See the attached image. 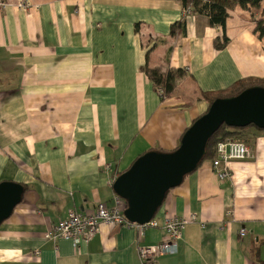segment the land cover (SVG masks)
<instances>
[{
	"label": "crops",
	"instance_id": "1",
	"mask_svg": "<svg viewBox=\"0 0 264 264\" xmlns=\"http://www.w3.org/2000/svg\"><path fill=\"white\" fill-rule=\"evenodd\" d=\"M0 7V182L24 187L0 224V264H142L138 246L166 238L168 216L189 218L177 252L154 264H260L264 260V129L248 126L250 155L222 177L201 163L170 189L158 226L139 236L127 225L100 224L73 248L45 234L68 210L112 206V181L148 150L172 151L207 107L201 92L242 77H264V9L233 3L224 48L205 15L184 17L180 0H16ZM138 24V26H136ZM181 68L171 96L160 98L140 69ZM221 169V167H220ZM123 206V205H122ZM245 234L240 235V229Z\"/></svg>",
	"mask_w": 264,
	"mask_h": 264
},
{
	"label": "water",
	"instance_id": "2",
	"mask_svg": "<svg viewBox=\"0 0 264 264\" xmlns=\"http://www.w3.org/2000/svg\"><path fill=\"white\" fill-rule=\"evenodd\" d=\"M226 124L232 127L254 125L264 129V87H248L236 95L216 98L208 110L183 132L172 151L148 150L112 181L115 195L124 199V217L134 223L150 221L167 192L193 172L205 153L208 139ZM24 187L12 181L0 182V224L21 202Z\"/></svg>",
	"mask_w": 264,
	"mask_h": 264
},
{
	"label": "built area",
	"instance_id": "3",
	"mask_svg": "<svg viewBox=\"0 0 264 264\" xmlns=\"http://www.w3.org/2000/svg\"><path fill=\"white\" fill-rule=\"evenodd\" d=\"M6 0H0V7L9 6ZM32 3L30 0H16L15 7L21 10H29ZM188 12V10H187ZM250 155L248 145L238 139L226 138L216 144V155L211 161V166L222 177L230 175L229 163L232 160H243ZM221 167V169H220ZM123 200L117 195L114 196V204L109 206L104 202H98L91 212H78L68 210L66 216L46 231L48 239L57 238L70 239L73 248H78L81 243L88 242L97 232L100 224L109 226L127 225L135 228L139 236L143 235V229L147 226L156 227L158 222L153 217L150 221L138 224L128 221L124 215ZM123 205V206H122ZM193 214L189 218L177 215L168 216L164 219L161 227L166 232V238L155 245H139L138 256L142 264H154L156 257L162 254H173L177 252V242L182 237L184 226L194 220ZM245 228L240 229V235L245 234Z\"/></svg>",
	"mask_w": 264,
	"mask_h": 264
},
{
	"label": "trees",
	"instance_id": "4",
	"mask_svg": "<svg viewBox=\"0 0 264 264\" xmlns=\"http://www.w3.org/2000/svg\"><path fill=\"white\" fill-rule=\"evenodd\" d=\"M180 2L182 4V13L184 14V17L171 24L169 34L174 35L178 29L180 31V34H183L185 32L184 19L187 14L197 13L205 15L208 19L209 26H218L221 30L220 35L216 36L213 39V45L216 50L224 48L229 41L226 35V18L228 16L227 10L233 3H237L243 8H259L262 3L264 5V0H180ZM136 26H138V24H136ZM254 30L258 33V36L260 38L264 37V9L261 12L260 19L255 22ZM140 69L149 78L154 90L156 91V93H158L161 99L171 96L176 88L178 80L183 78L186 74L185 70L181 68L162 69L159 67H150L147 63L141 65ZM252 86L264 87V77H242L241 79L233 82L225 89L201 92V95L207 104L206 110L202 114H204L208 110L210 104L214 99L236 95L242 90ZM248 126L254 125L251 124ZM246 127H232L227 126L226 124L220 125L219 128L208 139L205 147V153L198 166L206 160H213L216 155V144L219 141H222L226 138H244V130L246 129ZM122 200L125 207L126 201L124 199ZM259 262L260 264H264V260H260Z\"/></svg>",
	"mask_w": 264,
	"mask_h": 264
},
{
	"label": "rangeland",
	"instance_id": "5",
	"mask_svg": "<svg viewBox=\"0 0 264 264\" xmlns=\"http://www.w3.org/2000/svg\"><path fill=\"white\" fill-rule=\"evenodd\" d=\"M246 128H247V127H246ZM234 139L242 140V141H244V142H245L244 138H242V139H239V138H234Z\"/></svg>",
	"mask_w": 264,
	"mask_h": 264
}]
</instances>
